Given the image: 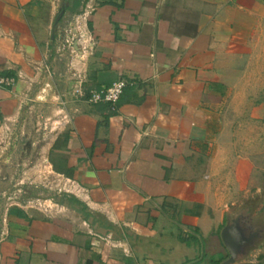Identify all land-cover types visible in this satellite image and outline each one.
Masks as SVG:
<instances>
[{
    "label": "crops",
    "instance_id": "0c3cea01",
    "mask_svg": "<svg viewBox=\"0 0 264 264\" xmlns=\"http://www.w3.org/2000/svg\"><path fill=\"white\" fill-rule=\"evenodd\" d=\"M78 1L0 0V159L63 186L0 209V264L197 263L252 182L264 0ZM121 79L108 118L74 95Z\"/></svg>",
    "mask_w": 264,
    "mask_h": 264
},
{
    "label": "rangeland",
    "instance_id": "374dc122",
    "mask_svg": "<svg viewBox=\"0 0 264 264\" xmlns=\"http://www.w3.org/2000/svg\"><path fill=\"white\" fill-rule=\"evenodd\" d=\"M226 99L231 97L230 91H226ZM78 98L83 97L88 98L89 92L85 93L82 90V95L74 93ZM242 106V105H241ZM232 121V120H231ZM238 122V121H235ZM264 121L256 120L253 123L255 127L254 135L256 138L257 145L255 146V157H254V168L251 175V184L245 191L240 193L235 200L232 201L233 206L228 207V214L234 211L245 208H260V205L264 203ZM241 127L246 129L243 125L246 124L245 121L240 122ZM251 124V123H250ZM237 125V124H236ZM26 138V137H25ZM21 145L25 144L20 151L14 153L13 161L8 163H3L0 159V193L10 191L14 194L12 200L3 199L0 201V209L7 206L8 203H18V199H22L23 204L30 205L33 207H43L46 208L44 202L47 200L56 201V193L61 190L63 191V186L59 185L57 181L49 179V182L45 180L42 182H33L32 179H36L40 175L37 169H34L36 165H40L41 155L38 151H33V148L29 147V140H24ZM32 149V150H31ZM31 150V151H29ZM10 167L9 172L7 171ZM32 170V171H31ZM31 171V172H30ZM26 172H30L28 176L25 175ZM28 177V178H27ZM3 178H5L3 180ZM227 215H223L220 223L219 230L221 231L224 226ZM219 231V235H220ZM219 242L215 245H208L204 248V264H211L210 260H217L223 258L224 261L228 258V253L225 247L222 245L220 238ZM200 256L202 258V250H200ZM237 264H264V234L260 243L253 248L248 256L239 257Z\"/></svg>",
    "mask_w": 264,
    "mask_h": 264
},
{
    "label": "water",
    "instance_id": "95a60500",
    "mask_svg": "<svg viewBox=\"0 0 264 264\" xmlns=\"http://www.w3.org/2000/svg\"><path fill=\"white\" fill-rule=\"evenodd\" d=\"M66 4L61 2L59 5L60 11L56 15L51 27V44L54 40L56 26L63 15ZM251 208L238 209L233 213L228 214L226 222L220 231V240L228 253V258L221 264H237L239 257H246L250 251L255 248L263 238L260 233L262 229L255 228L253 233L245 232L241 226V220L244 217H249Z\"/></svg>",
    "mask_w": 264,
    "mask_h": 264
},
{
    "label": "built area",
    "instance_id": "2783aa9c",
    "mask_svg": "<svg viewBox=\"0 0 264 264\" xmlns=\"http://www.w3.org/2000/svg\"><path fill=\"white\" fill-rule=\"evenodd\" d=\"M81 37L84 43L88 44L89 46L90 37L88 36V34L84 31H81ZM11 83L12 80H0L1 85L8 86L11 85ZM131 85H133V83L128 82L126 80H117L105 89L98 91H90L86 101L91 105H96L100 103L114 105L119 100L124 90ZM76 93H78V95H82V92L80 90Z\"/></svg>",
    "mask_w": 264,
    "mask_h": 264
},
{
    "label": "flooded vegetation",
    "instance_id": "af4514ba",
    "mask_svg": "<svg viewBox=\"0 0 264 264\" xmlns=\"http://www.w3.org/2000/svg\"><path fill=\"white\" fill-rule=\"evenodd\" d=\"M249 217L242 218L241 226L245 232L253 233L255 228L262 229L260 233L264 234V203L260 205V208H252Z\"/></svg>",
    "mask_w": 264,
    "mask_h": 264
},
{
    "label": "trees",
    "instance_id": "16d2710c",
    "mask_svg": "<svg viewBox=\"0 0 264 264\" xmlns=\"http://www.w3.org/2000/svg\"><path fill=\"white\" fill-rule=\"evenodd\" d=\"M79 1L78 0H76V2L75 3H78ZM112 84V83H111ZM110 84V85H111ZM109 87V86H108ZM93 106H96L95 108H100L101 110H105V111H107V114H106V116H105V118H108L109 116H111V115H113V114H115V111L112 109H110V107H112L113 105H110V104H107V103H100V104H96V105H93ZM220 231V230H219ZM195 232L197 233V229L195 230ZM186 240H191V241H197L196 239H195V237L193 236V235H189V237H187L186 239H185V241ZM201 261H203L204 262V254H203V257H202V259L199 261V262H197V263H192V264H199ZM224 261V259L223 258H220V260L219 259H217V260H210V263L211 264H221L222 262Z\"/></svg>",
    "mask_w": 264,
    "mask_h": 264
}]
</instances>
